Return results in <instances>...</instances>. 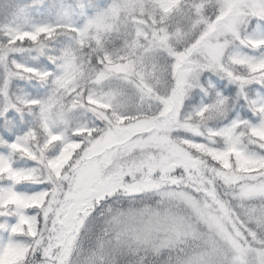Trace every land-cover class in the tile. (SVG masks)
<instances>
[{
  "label": "trees",
  "instance_id": "trees-1",
  "mask_svg": "<svg viewBox=\"0 0 264 264\" xmlns=\"http://www.w3.org/2000/svg\"><path fill=\"white\" fill-rule=\"evenodd\" d=\"M219 1L0 0V169L4 160L11 163L10 169L0 170V255L7 245L17 246L6 264L33 262L35 255L30 254V248L42 213L35 196L60 182L61 175L84 147V134L104 128L100 113L113 122L159 116L163 107L160 94L177 89L182 66L195 55L191 52L183 58L174 73L176 52L198 37L205 26L201 20L216 16ZM39 26L52 28L51 38L46 34L38 42L19 38L21 33ZM242 26L245 37L264 36V16L250 15ZM161 32L168 34L170 42L162 38ZM156 41L159 44L153 45ZM240 41L229 48L228 60L232 53L264 54V45L257 52L248 41ZM126 61L135 63L134 74L128 78L101 77L105 69ZM229 70L230 74H226L217 64H196V76L182 84L185 91L180 116L184 126L173 131L175 138L200 141L213 135L217 140L211 144L225 147L228 137L213 132L245 120L247 114L261 117L257 108L247 107L253 98L263 97L264 75L252 73L250 66L240 63ZM209 72L224 79L235 91L226 93L216 88ZM142 82L153 89L152 98L139 91ZM241 100L245 108L233 116L231 113ZM242 125L245 121L238 127ZM241 137L240 146L264 155V137L246 128ZM13 143L19 147L13 148ZM150 192H139L131 205L141 207L150 203L148 198H158L157 193ZM108 199L111 200L105 204ZM257 201L264 203V199ZM90 203L95 209L94 220L100 217V227L107 228L108 213L99 205L115 206L112 196L99 195L95 203ZM251 218L256 221L257 217ZM252 219L243 223L247 237L254 246L264 248L259 236L256 241L252 239V233L261 235L264 228L257 223L252 225ZM67 226L71 230L74 225ZM50 228L54 231L55 223ZM118 238L112 234L114 243ZM39 247L41 256L49 258L54 253L46 246V240ZM123 249L131 254L118 247L115 257L127 256L114 264H176L172 260L176 247L166 246L156 255L129 249L126 242Z\"/></svg>",
  "mask_w": 264,
  "mask_h": 264
},
{
  "label": "rangeland",
  "instance_id": "rangeland-1",
  "mask_svg": "<svg viewBox=\"0 0 264 264\" xmlns=\"http://www.w3.org/2000/svg\"><path fill=\"white\" fill-rule=\"evenodd\" d=\"M250 15L264 16V0H220L216 16L201 20L205 26L198 37L176 52L174 73L183 58L191 52L195 55L182 66L177 89L160 94L162 116L113 122L100 113L104 128L84 134L85 145L60 182L35 196L42 213L30 248L35 258L29 264H114L131 254L123 249L125 242L129 249H143L151 255L166 246L176 247L172 258L176 264H264V248L254 246L243 227L253 215L257 218L251 224L264 228V203L257 201L264 199V155L239 145L238 121L213 132L228 137L225 147L212 145L217 140L213 135L199 141L172 134L184 126L182 84L196 76V64L214 63L230 74V67L247 63L252 73L264 75V54L232 53L229 60L226 54L238 39L254 48L264 44L261 36L242 37V24ZM161 33L170 42L168 34ZM134 71L135 63L126 61L105 69L101 77L128 78ZM141 86V94L154 96L148 84L142 82ZM260 105L264 109V101ZM250 124L252 133L264 137V119ZM141 191L157 193L158 198L147 197L150 203L134 208L131 202ZM106 193L115 206L105 205L111 199L99 205L108 213L107 228L102 229L100 217L93 218L95 209L90 202ZM70 223L74 225L71 230ZM112 234L119 237L118 245ZM256 235L264 240L263 229L261 235L252 233L253 241ZM44 240L54 251L49 258L41 256L39 245ZM118 247L128 254L115 257ZM15 248V244L4 248L0 264H6Z\"/></svg>",
  "mask_w": 264,
  "mask_h": 264
},
{
  "label": "snow or ice",
  "instance_id": "snow-or-ice-1",
  "mask_svg": "<svg viewBox=\"0 0 264 264\" xmlns=\"http://www.w3.org/2000/svg\"><path fill=\"white\" fill-rule=\"evenodd\" d=\"M52 32L53 29L47 26H39L37 27L34 31H30V32H23L19 35L20 39H24V38H30L33 42H38L39 38L42 34H46L48 38H51L52 36ZM17 37H13V40H15ZM208 76L211 77V79L214 81L215 83V87L218 89H223L224 92L226 93H232L235 91V89H233L232 87L228 86V84H226L224 79H221L219 76H215L212 75L211 72L207 73ZM245 108V103L243 100H241L238 104L235 105V108L232 111V115L235 116L237 112H240L242 109ZM13 148H18L19 145L16 143H13L12 145ZM11 168V163L8 160H4L3 163V169L0 170H8ZM17 176H20V173L16 174Z\"/></svg>",
  "mask_w": 264,
  "mask_h": 264
}]
</instances>
